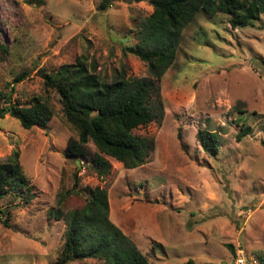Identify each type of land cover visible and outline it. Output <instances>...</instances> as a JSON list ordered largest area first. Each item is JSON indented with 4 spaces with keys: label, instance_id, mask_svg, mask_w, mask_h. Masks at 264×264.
I'll return each instance as SVG.
<instances>
[{
    "label": "rangeland",
    "instance_id": "374dc122",
    "mask_svg": "<svg viewBox=\"0 0 264 264\" xmlns=\"http://www.w3.org/2000/svg\"><path fill=\"white\" fill-rule=\"evenodd\" d=\"M96 4L0 0V43L8 51L0 57V93L20 104L38 95L53 111L43 128H22L8 113L0 118V161L18 152L31 186L23 205H12L17 199L8 196L0 200V208L10 210L8 226L0 223V264L52 262L65 223L50 212L79 209L86 186L106 190L109 220L150 264L187 258L232 264L239 253L257 264L255 255L264 252V13L243 27H231L223 14H199L187 24L173 63L154 80L155 119L132 130L153 139L146 162L128 169L107 156L109 170L97 177L86 160L65 154L76 131L41 78L77 59L104 78L121 67L126 75H149L144 62L121 50L133 44L136 27L151 12L149 0H111L100 11ZM21 71L24 77L14 82ZM245 126L249 131L237 141ZM199 128L217 132L215 154L199 145ZM86 148L94 151L90 142Z\"/></svg>",
    "mask_w": 264,
    "mask_h": 264
},
{
    "label": "trees",
    "instance_id": "16d2710c",
    "mask_svg": "<svg viewBox=\"0 0 264 264\" xmlns=\"http://www.w3.org/2000/svg\"><path fill=\"white\" fill-rule=\"evenodd\" d=\"M111 0H97L96 9L105 10ZM151 12L135 29L132 45L122 46L145 63L148 76L126 75L121 67L112 77L104 78L93 72V66L77 59L73 64L60 66L53 72L41 74L45 91L56 93L65 120L76 131V138L66 142L65 154L86 160L97 177H103L110 164L106 157L120 162L124 168H134L146 162L153 149L152 137L134 134L133 129L142 127L155 119L151 97L154 80L174 61L181 39V30L197 15L211 18L223 14L231 27L251 25L264 13V0H149ZM8 54L0 43V57ZM21 71L14 76L16 82L24 77ZM6 113L15 118L22 128H43L53 115L50 105L40 96H32L25 104L12 100L9 94L0 93V118ZM249 131L240 128L235 138ZM195 138L209 155L218 149V134L214 130L199 128ZM90 142L94 151L86 144ZM264 146V140L260 141ZM18 152L0 161V200L9 197L25 204L31 198V186L18 162ZM76 191V178L73 182ZM84 202L55 217H63V242L55 259L49 264H66L72 260L92 258L98 264H150L135 244L108 218L107 192L99 186H86ZM59 193L58 204L69 194ZM9 208H0V223L7 227ZM231 252V246L227 245ZM257 264H264V252L255 255ZM180 264H195L187 258Z\"/></svg>",
    "mask_w": 264,
    "mask_h": 264
},
{
    "label": "built area",
    "instance_id": "2783aa9c",
    "mask_svg": "<svg viewBox=\"0 0 264 264\" xmlns=\"http://www.w3.org/2000/svg\"><path fill=\"white\" fill-rule=\"evenodd\" d=\"M246 261L247 260L242 256V254L239 253V254H236V257L234 258L232 264H247Z\"/></svg>",
    "mask_w": 264,
    "mask_h": 264
},
{
    "label": "water",
    "instance_id": "95a60500",
    "mask_svg": "<svg viewBox=\"0 0 264 264\" xmlns=\"http://www.w3.org/2000/svg\"><path fill=\"white\" fill-rule=\"evenodd\" d=\"M78 163V162H77Z\"/></svg>",
    "mask_w": 264,
    "mask_h": 264
}]
</instances>
